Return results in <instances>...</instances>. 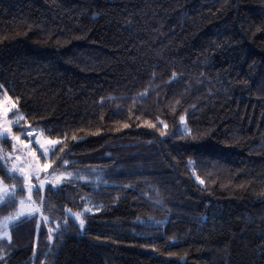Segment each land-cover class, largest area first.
<instances>
[{
    "label": "trees",
    "instance_id": "trees-1",
    "mask_svg": "<svg viewBox=\"0 0 264 264\" xmlns=\"http://www.w3.org/2000/svg\"><path fill=\"white\" fill-rule=\"evenodd\" d=\"M0 86L85 178L0 264H264V0H0Z\"/></svg>",
    "mask_w": 264,
    "mask_h": 264
},
{
    "label": "rangeland",
    "instance_id": "rangeland-1",
    "mask_svg": "<svg viewBox=\"0 0 264 264\" xmlns=\"http://www.w3.org/2000/svg\"><path fill=\"white\" fill-rule=\"evenodd\" d=\"M16 109H17V105L14 103L12 99L9 98L8 95L0 96V158L3 159L4 164L9 169L13 166L22 168L25 176L30 177L24 179L25 187L27 188V190L29 184H31L34 188V186L40 183L41 181L44 182L43 189L48 185H51L53 182L52 174L54 171L56 175L60 177L59 180L55 182V186H58L72 179L85 180L82 174L80 175L75 172L59 173L55 170L54 168L55 164L53 163L52 160L53 155L51 154L53 148L56 147L57 145V144L53 145L51 143L55 140L49 139L43 133H37L34 131H31L30 135H28L27 137H25L23 132L15 133L17 124H19V127L21 126L20 119L11 120L10 115ZM5 111H7L6 117L4 116ZM6 128L11 129V132L9 134V139L11 140V144L7 142L8 143L7 145H3L4 139L2 137L5 135ZM14 137H19L20 139L19 140L13 139ZM37 140L39 141V145L36 143ZM43 149L48 150L47 159H45V156L41 155ZM16 157H19V159H16ZM45 164H47L46 168H45ZM36 171H38L39 173V177H40L39 180L36 179V176L34 174ZM68 173H71L70 177L68 176ZM15 175L18 176L19 173ZM4 186H7L9 191H11V189L13 188V186H15V184L6 185L0 180V189H2ZM15 188L18 191L19 188L17 186H15ZM17 191H16V196H17ZM28 196L29 193L27 196H25L22 199L17 198L14 209L3 218H0V240L8 239L4 235L3 225L5 224V222L9 223V228H8V233H9L10 226L13 223L19 221L20 219H23L24 216L27 215L30 211L33 213L34 216L36 215V213H38L41 219L47 225V220L43 216L41 208L36 203L35 199L33 198V195L31 196V200L28 199ZM20 200L24 201L23 205L19 203ZM2 201H3V193L0 192V205H4ZM36 209H39V211H35Z\"/></svg>",
    "mask_w": 264,
    "mask_h": 264
},
{
    "label": "snow or ice",
    "instance_id": "snow-or-ice-1",
    "mask_svg": "<svg viewBox=\"0 0 264 264\" xmlns=\"http://www.w3.org/2000/svg\"><path fill=\"white\" fill-rule=\"evenodd\" d=\"M0 89H2V86H0ZM18 115V113H17ZM4 116L6 117L7 116V111L4 112ZM17 128L19 129V124H17ZM11 132V129L10 128H6L5 129V135L2 137L4 140L8 141L9 144H11V140L9 139V134ZM31 133V129H29V131H26L24 133L25 137H27L28 135H30ZM13 139H16V140H19L20 138L19 137H14ZM36 143L39 145V141L37 140ZM53 145L55 144H60L62 143L61 141H53L51 142ZM60 151H63V147L61 148H53L52 150V155L53 156H56L57 152H60ZM41 155L45 156V159H47V156H48V150L47 149H43V151L41 152ZM16 159H19V157H16ZM68 161L66 159H62L61 160V164L62 165H67ZM47 167V164H45V168ZM0 171H3L4 174L9 178V179H20L21 181V190H23V181L24 179L26 178H30V177H26L25 174H24V171L22 168H18L16 166H13L11 167L10 169L7 168L3 162V159L0 158ZM19 173V175H15ZM35 176H36V179L39 180L40 177H39V173L38 171H36L35 173ZM53 176V182L51 184V187H55V182L59 180L60 177H58L55 173V171L53 172L52 174ZM68 176L70 177L71 176V173H68ZM202 182V181H201ZM35 187V191L37 193V196H40V193H41V190L43 189L44 187V182H40L38 183L37 185L34 186ZM16 188L15 186H13V188L11 189V191H9V189L7 188V186H4L2 189H0V192L3 193V204L4 205H8L9 203H11V206H15V202H16ZM33 191V186L31 184H29L28 186V193H29V196H28V199L31 200V192ZM42 199V197H41ZM19 203L21 205L24 204V201L23 200H20ZM35 211H39V209H36ZM71 211V210H69ZM33 215V213L30 211L27 215L24 216V220H28L31 216ZM79 215L80 214H75L74 215V219L75 218H79ZM47 219V218H45ZM7 220V218H6ZM83 225H84V221L82 219H80V226L81 228H83ZM15 225H13L14 227ZM3 228H4V235L5 237H7L9 240L11 239L9 233H8V228H9V223L8 222H5V224L3 225Z\"/></svg>",
    "mask_w": 264,
    "mask_h": 264
}]
</instances>
